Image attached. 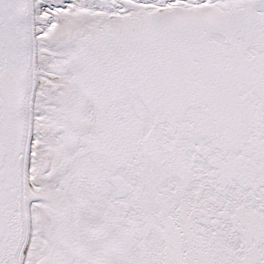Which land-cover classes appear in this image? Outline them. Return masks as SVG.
Returning <instances> with one entry per match:
<instances>
[{"label":"snow or ice","instance_id":"6c2138e0","mask_svg":"<svg viewBox=\"0 0 264 264\" xmlns=\"http://www.w3.org/2000/svg\"><path fill=\"white\" fill-rule=\"evenodd\" d=\"M0 264H264V0H0Z\"/></svg>","mask_w":264,"mask_h":264}]
</instances>
